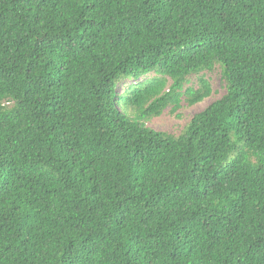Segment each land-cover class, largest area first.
<instances>
[{"label":"trees","instance_id":"1","mask_svg":"<svg viewBox=\"0 0 264 264\" xmlns=\"http://www.w3.org/2000/svg\"><path fill=\"white\" fill-rule=\"evenodd\" d=\"M0 264H264V0H0Z\"/></svg>","mask_w":264,"mask_h":264},{"label":"rangeland","instance_id":"2","mask_svg":"<svg viewBox=\"0 0 264 264\" xmlns=\"http://www.w3.org/2000/svg\"><path fill=\"white\" fill-rule=\"evenodd\" d=\"M207 76L215 90L212 97L194 106H189L184 102L182 108L177 110L175 113L171 111V108H168L162 115L154 117L150 120L148 125L154 129L165 130L175 134L180 133L186 123L190 121L196 112L202 110L211 101L222 96L225 92L219 68H217L214 72L208 73ZM134 82L135 81L132 79L125 80L119 84L118 88L120 91H123L124 88Z\"/></svg>","mask_w":264,"mask_h":264}]
</instances>
